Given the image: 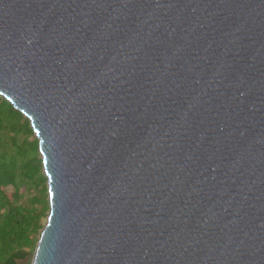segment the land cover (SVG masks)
Returning a JSON list of instances; mask_svg holds the SVG:
<instances>
[{"label":"water","instance_id":"water-1","mask_svg":"<svg viewBox=\"0 0 264 264\" xmlns=\"http://www.w3.org/2000/svg\"><path fill=\"white\" fill-rule=\"evenodd\" d=\"M0 96L47 178L31 264H264V0H0Z\"/></svg>","mask_w":264,"mask_h":264},{"label":"trees","instance_id":"trees-1","mask_svg":"<svg viewBox=\"0 0 264 264\" xmlns=\"http://www.w3.org/2000/svg\"><path fill=\"white\" fill-rule=\"evenodd\" d=\"M46 181L29 120L0 96V264H29L49 213Z\"/></svg>","mask_w":264,"mask_h":264},{"label":"rangeland","instance_id":"rangeland-1","mask_svg":"<svg viewBox=\"0 0 264 264\" xmlns=\"http://www.w3.org/2000/svg\"><path fill=\"white\" fill-rule=\"evenodd\" d=\"M11 192H12L11 189H9V190H8V193L10 194ZM33 255H34V252L31 254V256H30L29 259H28V260H29V262H28L29 264H31L30 262L32 261ZM26 263H27V262H26Z\"/></svg>","mask_w":264,"mask_h":264}]
</instances>
